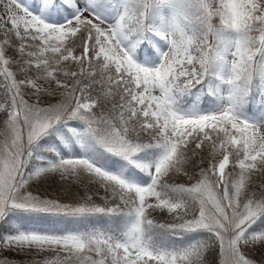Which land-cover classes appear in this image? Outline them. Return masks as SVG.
I'll use <instances>...</instances> for the list:
<instances>
[{
	"label": "snow or ice",
	"instance_id": "1",
	"mask_svg": "<svg viewBox=\"0 0 264 264\" xmlns=\"http://www.w3.org/2000/svg\"><path fill=\"white\" fill-rule=\"evenodd\" d=\"M49 176L98 187L29 190ZM0 224L3 247L53 254L33 264H255L264 0H0Z\"/></svg>",
	"mask_w": 264,
	"mask_h": 264
},
{
	"label": "trees",
	"instance_id": "2",
	"mask_svg": "<svg viewBox=\"0 0 264 264\" xmlns=\"http://www.w3.org/2000/svg\"><path fill=\"white\" fill-rule=\"evenodd\" d=\"M258 94L253 93L249 98L248 110L257 102ZM207 98H203L202 101L205 102ZM191 172V169H189ZM171 182V181H170ZM175 182L183 183L185 182L184 177L175 178ZM257 183L260 181L257 180ZM97 185L88 181L87 177L82 178L79 184H65L60 181L58 176H49L46 178H41L37 181L31 183L29 190L37 193H46L54 195L60 198L63 202H79L80 198L84 197L85 191L91 195L92 192L97 190ZM102 195V190L100 192ZM93 199L96 203H102L98 196H94ZM153 218L159 222H164L169 219L167 214L153 213ZM13 224H19L22 230H36L40 232H61V231H76L84 230L82 228H77L74 223L68 222L66 219L61 220L59 218L52 217H32L23 216L21 220L14 221ZM13 224L3 225L0 224V264H33L34 261H43L46 258L51 257L53 254L49 252H38L34 249L19 251L13 248L3 247L2 241L3 236L6 234H13L15 232V227ZM181 241L176 240L175 244L177 246L181 245ZM246 256L252 259L255 264H264V246L256 247H246L243 249ZM218 257V249H214L209 255V259H214Z\"/></svg>",
	"mask_w": 264,
	"mask_h": 264
},
{
	"label": "rangeland",
	"instance_id": "3",
	"mask_svg": "<svg viewBox=\"0 0 264 264\" xmlns=\"http://www.w3.org/2000/svg\"><path fill=\"white\" fill-rule=\"evenodd\" d=\"M258 99H259V97H258ZM258 99H257V101H258ZM192 102H193V98H191V97L185 98V103L186 104H191ZM207 104H208V100H206L205 102L201 101V106L202 107H207ZM258 111H259V109L257 108V102H256L253 105V107H251V110L249 112H250V114H257ZM1 241H2V244H3V240H1Z\"/></svg>",
	"mask_w": 264,
	"mask_h": 264
}]
</instances>
